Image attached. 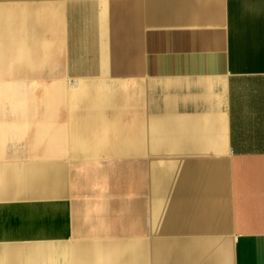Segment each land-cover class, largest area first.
<instances>
[{"label": "crops", "instance_id": "crops-1", "mask_svg": "<svg viewBox=\"0 0 264 264\" xmlns=\"http://www.w3.org/2000/svg\"><path fill=\"white\" fill-rule=\"evenodd\" d=\"M0 264H264V0H0Z\"/></svg>", "mask_w": 264, "mask_h": 264}]
</instances>
